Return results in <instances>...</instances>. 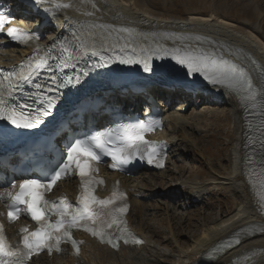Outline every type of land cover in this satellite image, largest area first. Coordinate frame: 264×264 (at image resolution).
<instances>
[{
	"label": "snow or ice",
	"instance_id": "1",
	"mask_svg": "<svg viewBox=\"0 0 264 264\" xmlns=\"http://www.w3.org/2000/svg\"><path fill=\"white\" fill-rule=\"evenodd\" d=\"M34 4H40L45 0H32ZM68 4H57L55 7L67 8ZM6 19H10L5 14L0 13V31H3ZM101 28L108 26L101 25ZM118 32V39L115 43L107 44V50L113 52L112 56H105L103 51L106 48L105 42L112 35L101 34L99 44L81 42L78 55L98 56L100 63L96 67H105L110 63L139 64L144 72H153V57L164 59L170 56L177 65L186 71L183 73L184 80L179 81L181 86L193 84L189 79L199 75L208 84L220 87L234 94L241 102L242 106L252 105L255 107L261 100H264V90H258L253 84L251 77L238 65L200 49L174 48L171 51L163 47L156 49L139 48L132 46L135 30L120 28L113 30ZM127 33V37L119 35ZM7 35L17 42L27 43L32 39H39L32 33H26L21 29L9 27ZM184 41L191 37H177ZM196 39H199L197 37ZM124 43L120 44L119 41ZM118 49V52H117ZM50 51V49H49ZM69 59H72L70 56ZM255 63V62H253ZM67 67V61L63 64ZM49 67L47 55L29 57L27 64H21L11 71L0 70V122L10 125L14 129H34L44 122V119L51 115L57 105L59 96L46 95L44 91L29 97L32 104L27 101L21 102L25 85H32L34 77ZM86 71L73 76H65L60 79L53 75L51 77L55 89L49 87L47 92L64 89L69 86L75 87L81 83L82 76H86ZM37 89L42 85L36 84ZM38 105V107H33ZM153 128L145 127L142 123L136 126H126L120 130H106L84 139H75L66 148V153H62L60 159L49 163L44 170L43 176H32L23 178L15 193L8 192L10 199L8 219L12 222L19 218L21 211L30 217L37 225L34 231H29L27 227L19 229L22 234L17 244L8 242L3 225L0 224V264H28V261L35 254L47 250L49 254L53 251L60 252V245L70 242L75 253L79 255L78 243L73 236V229H82L92 236L97 237L101 242H107L112 247L117 248V241L123 240L125 244L130 241L142 243V241L132 237L126 230V221L123 214L127 212L126 194L115 188L109 197L100 198L95 195L96 186L103 184V180H98L93 173L98 169L95 165L101 161L103 156H110L112 168L123 169V166L132 159L138 157L147 160L149 164L155 163L157 167H163L162 145H156L147 141L144 137L145 131H152ZM4 132L7 129L3 130ZM264 143V142H262ZM75 173L80 178L79 195L75 204L61 196L58 200H49L46 193L52 190L57 181L64 176ZM264 176V170L261 172ZM16 187L15 184L12 185ZM260 192L258 193L261 206L264 207V179L260 182ZM4 193H0L3 199ZM52 217L56 219L53 220ZM117 226L119 235L111 229ZM239 243V241H237Z\"/></svg>",
	"mask_w": 264,
	"mask_h": 264
},
{
	"label": "bare ground",
	"instance_id": "2",
	"mask_svg": "<svg viewBox=\"0 0 264 264\" xmlns=\"http://www.w3.org/2000/svg\"><path fill=\"white\" fill-rule=\"evenodd\" d=\"M151 5H160L158 0H151ZM47 4L48 9L44 11V6ZM57 4H68L67 8L57 9ZM39 9H31L30 13L26 14L32 20L35 16L39 23L45 26V29L49 28L52 24L57 32V37L65 36L66 34L75 31L89 23H94L97 28L110 30L111 32L118 33L115 30L120 28H148L150 32L156 34H167L173 37H191L192 39L181 41L180 45H194L198 41L207 42L210 48L216 52H223L224 54L233 56L237 62L246 67L252 74L253 81L264 87V44L255 42L257 40L248 39L236 32L224 28V26L212 25L208 23H201L200 21L189 22H176L155 18L145 15L141 12L133 10L128 6L122 4L118 0H45L40 4H36ZM153 6V7H154ZM29 11V10H27ZM48 14H50L48 16ZM198 20V19H197ZM22 23V22H21ZM221 24V23H220ZM108 26L107 28H101L99 26ZM241 30V29H240ZM240 33V32H239ZM199 37V39H196ZM52 36L47 37L44 41H48ZM255 39V38H253ZM31 53V48L18 49L15 47L4 48L0 44V64L9 65L16 64L21 60H24ZM255 62V63H253ZM131 80V78H130ZM184 80L180 78L174 85L175 95L173 98L180 99L179 90L183 88H191L197 90L202 87L201 83H193L187 86H181L179 81ZM167 85V84H166ZM124 87H119L122 90ZM213 89H209L211 102L213 105L225 104V99H220L216 102L219 93L213 92ZM122 93V92H121ZM125 92H123L124 94ZM179 95V96H178ZM215 102V104H214ZM234 102V101H233ZM162 103V102H161ZM236 103V102H235ZM230 107L229 115L235 116L238 119V138L235 144V163L233 169L227 173V176L221 177V179L231 187H234L236 191L242 193L244 201L238 208L233 216L217 222L213 227H208L202 234L192 242L190 245L180 244L178 235L175 232V228L172 227L173 235L177 238V246L179 250L169 252L160 247H156L152 239L145 237L146 243L144 245H138L133 247H123L120 250H115L107 246L101 245L100 242L87 239V245L82 250V255L73 256L71 251H67V254L63 257L64 264H194L201 256V253L206 249L214 245L219 239L228 237L236 232H244L247 229L258 227L256 230H264V217L259 211L255 198L251 195L249 185L244 178V118L241 112H236L233 104ZM186 105L179 106L176 110L183 109ZM235 113V115H234ZM219 107L210 109H203L193 117V120H187L180 114L166 115L167 120L165 130L162 129L158 132L156 138L164 139L170 146V149H176L178 147L184 148L187 145L192 146V141L187 136L181 135L177 139H174L172 134L175 133L174 129H183L195 124L201 126L204 121L210 118L220 117ZM195 126V127H196ZM197 128V127H196ZM176 134V133H175ZM194 144V143H193ZM181 149V150H182ZM167 172L169 167H165ZM154 173V170L146 169L143 173ZM140 177V176H138ZM137 177V178H138ZM122 186L126 188L130 196L131 209L129 213L130 225L138 235H143L141 228H134L133 218L135 215H139L144 211L143 200L147 197L140 191V184H134L135 179L128 177H120ZM114 176H109L107 179L108 186L114 181ZM216 179V178H215ZM138 180V179H137ZM150 180V179H149ZM141 182L148 183V179L143 178ZM164 183V182H163ZM144 184V183H143ZM171 186V185H170ZM168 187V186H167ZM75 186L71 182H64L56 188V193L61 194L64 192L69 193L70 190H75ZM142 188V186H141ZM202 187L197 182L191 181L189 178L180 176L178 183L173 189L165 191L166 195L176 194L178 196L185 195H197L196 201L203 199L201 192ZM164 193V194H165ZM142 214V213H141ZM213 223V222H212ZM141 226V225H140ZM175 242V243H176ZM154 243V244H153ZM238 249L225 253L219 257L216 262L211 264H232V262L241 257V255L249 252L255 257L256 262L253 264H264V232L262 234H256L249 240H242ZM123 252V253H122ZM58 258L55 257L54 260ZM87 258L88 260H86ZM34 264H55L51 258L47 256H37L33 259Z\"/></svg>",
	"mask_w": 264,
	"mask_h": 264
},
{
	"label": "rangeland",
	"instance_id": "3",
	"mask_svg": "<svg viewBox=\"0 0 264 264\" xmlns=\"http://www.w3.org/2000/svg\"><path fill=\"white\" fill-rule=\"evenodd\" d=\"M118 1L135 11L140 10L145 15L163 20H195L223 25L230 31L234 29V32L239 29L237 34L247 39L251 36L249 38L253 42L259 40V43L264 44V0H158L160 5L156 8L151 5V0ZM52 30H48V36L53 35ZM166 96L164 94V101H167ZM182 105L186 106L177 111ZM217 107L221 112L219 118L207 119L199 127L193 124L183 129H174V139L185 135L194 143V147L187 145L183 149L178 147L171 150L167 172H161L167 169L154 170V173L142 171L131 177L136 178L134 184L139 183L140 191L147 196L143 200L144 211L133 218L134 228H141L144 231L142 237L152 239L156 247L169 252L179 250L177 238L180 244H192L205 229L233 216L244 201L241 192L221 179L234 167V148L239 135L238 119L229 115L228 106L213 105L207 97L192 98L186 94L174 101L169 113L180 114L192 121L196 112L215 110ZM180 176L197 182L202 187L203 199L195 201L197 195H166L165 191L173 189ZM143 178L148 179V183L141 182ZM172 227L175 228L177 238L173 235ZM63 263L62 256L56 259V264Z\"/></svg>",
	"mask_w": 264,
	"mask_h": 264
}]
</instances>
